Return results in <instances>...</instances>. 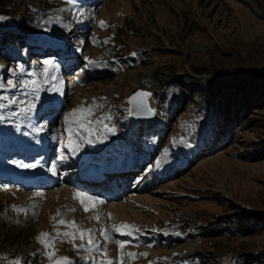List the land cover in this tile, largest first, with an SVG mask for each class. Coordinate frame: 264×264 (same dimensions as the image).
Returning a JSON list of instances; mask_svg holds the SVG:
<instances>
[{
  "label": "rangeland",
  "instance_id": "1",
  "mask_svg": "<svg viewBox=\"0 0 264 264\" xmlns=\"http://www.w3.org/2000/svg\"><path fill=\"white\" fill-rule=\"evenodd\" d=\"M1 1L26 33L0 56V264H264V0ZM114 168L134 173L87 182Z\"/></svg>",
  "mask_w": 264,
  "mask_h": 264
},
{
  "label": "snow or ice",
  "instance_id": "2",
  "mask_svg": "<svg viewBox=\"0 0 264 264\" xmlns=\"http://www.w3.org/2000/svg\"><path fill=\"white\" fill-rule=\"evenodd\" d=\"M103 24H104V22H101L102 26H103ZM9 83H11V81H9ZM146 95H148V94L147 93H137V96H146ZM135 98L136 97H133V99H135ZM91 113H92L91 109H85L82 107L80 109L73 110V113H71L70 115L73 117L74 122L79 124L80 127H84L83 121H85L87 119V116L91 115ZM68 119H69V117L66 116L65 120L68 121ZM72 143L73 142L70 140L69 146H71ZM33 166L34 165H31V164L25 165V167H33ZM77 197L80 199V202L84 206L85 211L89 210L90 207H95L96 205L102 203V201H100L98 198L88 196V195H84V194H80V193H77ZM60 223L64 224L65 221L61 220ZM71 226L76 227L75 222H72ZM113 228L115 231L120 232L123 235H129L130 236V235H132V230L134 229V226L128 225V224H120V225H113ZM63 235L72 236L73 234L72 233H63ZM84 235H85V233L82 232L81 238H83ZM47 236H48L47 233L42 234V241L41 242H45L43 238L47 237ZM105 237L108 238L106 231H105ZM88 243H89V245H92L93 241L91 239H89ZM124 246H125L124 243H119V247L121 249H123ZM46 247L51 249L53 247V244L51 242H48V243H46ZM48 255H49V258L51 259L55 255V253L50 251L48 253ZM122 255H123V253H122ZM127 255L129 257H135L137 254L127 253ZM14 264H21V262L17 260L14 262ZM53 264H71V261L69 260L68 257H61L59 260H54ZM107 264H113V262L109 260V261H107ZM121 264H123L122 260H121Z\"/></svg>",
  "mask_w": 264,
  "mask_h": 264
},
{
  "label": "trees",
  "instance_id": "3",
  "mask_svg": "<svg viewBox=\"0 0 264 264\" xmlns=\"http://www.w3.org/2000/svg\"><path fill=\"white\" fill-rule=\"evenodd\" d=\"M0 7L1 8H3L4 7V2H2L1 0H0ZM0 13H3V14H6L5 12H3L1 9H0ZM21 33H20V35H19V33L17 32V33H15V32H11L7 27H0V56H2V54H3V48H4V46L5 45H10V42L12 41V40H17V38L19 39V38H21V35L23 36V35H25V33H26V30H25V28H22L21 29ZM26 41L25 40H19V45L21 46V50H26L27 49V47H26V43H25ZM14 44H17L16 42H14ZM8 60V64L9 65H11L12 63H15V61H10L9 59H7ZM17 63H20V61H17ZM26 70L27 71H29L30 70V67L29 66H27L26 67ZM213 97H215L214 95H213ZM214 101L212 100V98H210L209 99V104L212 106V109L215 111V113H214V115L216 116V118H215V120H214V122L216 121V119L217 118H221V115H219L220 113L219 112H217L216 110H215V105H214V103H213ZM220 103H222L221 101H220ZM6 107H8V104L6 105ZM219 107V106H218ZM258 108H260V107H258L257 106V108L256 109H258ZM239 115H236V113H233V112H228L226 115L225 114H223V117H222V119L225 121V122H227V123H230L231 121H233V120H235L236 119V117H238ZM209 121V120H208ZM218 124H216V125H214V127L215 128H213V129H218V135L217 136H220V135H224V136H227V140H228V142L229 141H231V139H232V135H233V132H232V130H231V127H228L227 128V126H226V128H223V127H221L220 129L218 128V126H217ZM208 126V125H207ZM207 126H205L206 128H207ZM217 132V131H216ZM216 132H215V134H216ZM214 134V135H215ZM213 135V136H214ZM212 136V137H213ZM216 137V136H215ZM257 156H258V153L256 154ZM256 155H253L254 157L256 156ZM188 264V263H187Z\"/></svg>",
  "mask_w": 264,
  "mask_h": 264
},
{
  "label": "bare ground",
  "instance_id": "4",
  "mask_svg": "<svg viewBox=\"0 0 264 264\" xmlns=\"http://www.w3.org/2000/svg\"><path fill=\"white\" fill-rule=\"evenodd\" d=\"M31 148V147H30ZM37 152V151H36ZM35 153V150L33 149V152L30 154V156H36L37 158L38 157H40V155H38V153H37V155H33ZM26 156H29V154H24V153H22V157H26ZM139 159V158H138ZM140 160V159H139ZM138 161V160H137ZM99 163V162H98ZM98 165H100V164H98ZM101 167V166H100ZM138 166H136L135 164H133V165H128L127 167H123V168H128V169H135V168H137ZM119 170V168H114V169H107V173L106 172H104L103 173V176H101V171H98L97 170V172L94 174V175H92V174H86V177H87V182L90 184V185H96V184H99V185H101V186H103V185H106L107 184V182L109 181L108 180V178H109V176L108 175H110V176H120V175H122V174H124V175H126V176H129V175H131V174H133L134 172L133 171H131V170H124V171H122V172H116V171H118ZM96 179V180H92V179ZM129 179V178H128ZM39 180H42V181H39ZM17 181V180H16ZM32 181V180H31ZM38 182H36V184H41V185H47V186H49L50 184H52V183H50V182H45V181H43V179H38L37 180ZM86 182V181H85ZM33 183H35V182H33ZM82 186H84V188L85 189H88V190H94L93 192H95V193H101L102 192V190H100L99 189V187L97 188L96 186H86V185H82ZM107 189V188H106ZM101 191V192H100ZM104 191V190H103Z\"/></svg>",
  "mask_w": 264,
  "mask_h": 264
},
{
  "label": "water",
  "instance_id": "5",
  "mask_svg": "<svg viewBox=\"0 0 264 264\" xmlns=\"http://www.w3.org/2000/svg\"><path fill=\"white\" fill-rule=\"evenodd\" d=\"M138 93H146V92H138ZM146 96H137V93L133 95L130 100V118L133 120L143 123L147 121H154L155 116L153 110L150 109L149 99L151 94L147 93ZM133 97H136L133 99Z\"/></svg>",
  "mask_w": 264,
  "mask_h": 264
}]
</instances>
